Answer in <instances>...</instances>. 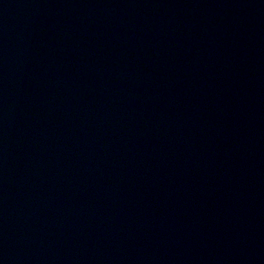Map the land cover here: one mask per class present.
<instances>
[{"label":"water","instance_id":"water-1","mask_svg":"<svg viewBox=\"0 0 264 264\" xmlns=\"http://www.w3.org/2000/svg\"><path fill=\"white\" fill-rule=\"evenodd\" d=\"M0 264H264V0H0Z\"/></svg>","mask_w":264,"mask_h":264}]
</instances>
